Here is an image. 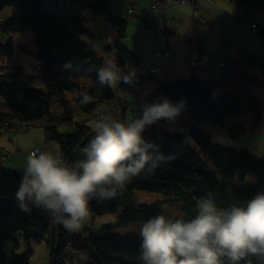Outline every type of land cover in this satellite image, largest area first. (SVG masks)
<instances>
[{"label": "trees", "instance_id": "trees-1", "mask_svg": "<svg viewBox=\"0 0 264 264\" xmlns=\"http://www.w3.org/2000/svg\"><path fill=\"white\" fill-rule=\"evenodd\" d=\"M189 2L196 4L197 0L178 3L155 0L151 15L143 19L144 27L155 28L150 17L153 14ZM234 2L246 9L243 18L247 20L264 14V0ZM159 3L167 6L158 8ZM8 6L13 8L11 18L0 25L10 56L0 67V98L8 108V112L0 110V136L2 132H13L17 122L46 123V141L57 142L66 162L75 165L95 134L87 120L78 119L79 114L96 115L98 122L97 115L101 113L98 110L111 104L117 96L133 113L160 96L174 103L183 102L191 116L180 125L183 130H168L162 120L142 133L146 142L156 146L150 154L162 158L158 167L133 177L112 200L93 199L90 202L93 218L117 214V219L101 227L86 228L78 234L65 230L43 209L30 206V211L22 210L16 193L23 171L5 168L0 162V264H30L32 248L19 256L13 254L11 259L7 256L8 243L15 241L17 234L23 236L27 244L47 241L53 250L52 264H142L139 228L150 217L165 214L191 219L197 212L198 202L209 194L215 197L219 207L228 208L243 205L264 192V157H257L245 148L214 142L212 132L204 130L215 128L214 133L226 132L230 139L237 140L244 131L229 124L232 118L245 117L251 112L257 121L260 120V107L248 94L247 87L257 82L264 84L263 58L242 51L227 55L216 83L201 80L195 69L188 78L157 80L151 71H136L135 66L141 64V60L125 45L128 22L111 15L109 0H0V13ZM84 11L104 18L108 41L103 55L90 49L89 42L84 39L92 36ZM258 31L264 45V29L258 28ZM26 32L35 37L37 62H42V69L38 70L45 81V92L32 86L31 78L23 69L12 65L13 36ZM206 43L203 37L196 46L201 48ZM106 61L116 62L124 75L131 74V81H121L115 87L101 85L96 72ZM253 68L259 69L260 78L252 75ZM78 76L84 79L78 80ZM155 82L156 87L145 96L143 87ZM220 84L231 86L233 91L219 94L212 90ZM136 91L142 105L134 102ZM127 92L132 96L131 101L126 98ZM82 93L89 94L94 101L79 105ZM54 99H57L60 113L52 109ZM103 120L104 116L100 121ZM6 124L11 127L5 128ZM61 126H67L70 131L62 133ZM185 130L190 134L186 135ZM250 177L256 180L255 184L246 182ZM137 192L159 193L164 195V200L141 204L137 202ZM178 203L183 204V216L179 213L174 217L167 210ZM128 228L132 230L123 231ZM241 264H264V257L249 256Z\"/></svg>", "mask_w": 264, "mask_h": 264}, {"label": "clouds", "instance_id": "clouds-1", "mask_svg": "<svg viewBox=\"0 0 264 264\" xmlns=\"http://www.w3.org/2000/svg\"><path fill=\"white\" fill-rule=\"evenodd\" d=\"M96 75L99 83L108 87L132 78L114 61H106ZM93 101L82 93L79 105ZM183 109V102L161 98L144 104L130 123H97L75 165H69L59 151L37 147L23 170L16 193L19 206L25 212L30 206L43 209L68 232H80L93 199L112 200L133 177L145 170L155 171L162 158L150 154L156 146L146 142L142 133L162 120H175ZM196 207L191 219L159 214L141 224L142 264H241L249 256L264 257V192L228 208L219 207L209 194Z\"/></svg>", "mask_w": 264, "mask_h": 264}, {"label": "rangeland", "instance_id": "rangeland-1", "mask_svg": "<svg viewBox=\"0 0 264 264\" xmlns=\"http://www.w3.org/2000/svg\"><path fill=\"white\" fill-rule=\"evenodd\" d=\"M110 1H112L113 4V5L111 4L113 6L111 8L112 10L111 15L125 19L128 22V35L127 38L125 39V45L131 51L135 52L137 56L140 58L141 64L135 66L136 71L139 73H144L149 71L148 67L146 66L151 65V54L149 53V48L147 45L149 38H153L156 41V43L160 47L161 55H167L169 53L170 48L167 47L166 45H162L160 43V39L165 38L168 42V46L170 47L171 46L179 47L180 45H184L183 40H182V44H180V39L182 38L181 36H185V35L196 36L194 38L195 42L205 37L211 43H213V44L206 43L207 47L210 46L211 49L213 47L212 50L215 51L218 50V48H216V45L225 46L226 49L221 50V54L225 51V56L230 55L231 51H229V47H227V45L233 46V43L232 40L230 39V35L228 34L226 36L223 31L227 30L231 34L237 27V24L239 23L240 19L241 21H244V25L243 28H241V30H239V32L237 33L236 39L239 40L240 39L239 37H241L240 40H245V42L248 45V47L246 46V48L255 52L253 53V56H255L258 59H261L260 57L261 55H258L257 51L258 48L264 50V45L259 36V31L255 27L259 26V28L264 29V14L262 15L256 14L254 18H249L248 20L245 18L242 19L240 17L239 19H237V17L239 16L237 14L226 15L225 12L230 13L231 11H235L234 9H232V7L233 8L239 7L238 4L235 2L227 3L224 0H197L196 4L192 2H189L187 4H180L177 7L174 6L168 8L164 13L153 14L152 16H150L152 17L155 28H146L144 27L143 19L146 16L151 15L150 13L154 9L152 8V5L153 2H155V0H110ZM129 4H133V6H135L136 8L135 13H133V15L129 13L128 10V8L130 7ZM12 12H13V8L11 6H8L4 9L3 12L0 13V18L3 19V23L0 21V25L10 20ZM84 13H89V15L93 16V14L89 11H84L83 14ZM233 19H235L234 23L230 24V22ZM99 20L101 22V27L96 31L92 27V23H90V26L88 23L89 29L91 28L92 36L84 37V39H86L89 42L90 49H92L93 51H95L93 49L94 44L96 45L100 44L102 41L105 44H107L108 41L105 33L104 18L100 16ZM252 26L254 27L255 30L252 29ZM168 31L174 32L177 36H173L169 34ZM94 33L96 34V38H97L96 40H95V36L93 35ZM250 34H253L256 40H253L251 39V37H248ZM17 35L24 37L26 43H20V41L14 42L11 53V59L15 63H18L19 67H21L23 71L31 78L32 86L40 90H43L45 92L47 90L45 81L41 75V72L37 69L36 66L37 47L35 44V37L31 32H26L25 34H17ZM21 44H23L22 47ZM182 48H184V46H182ZM101 50H104V46L101 47ZM9 58L10 56L8 53V47L6 46V39L3 38V36L0 33V67H3L5 61ZM223 58L225 59L226 57ZM12 65L15 66L14 64ZM180 67L181 64L177 61V56H174L173 58L171 57L169 60H167V65L166 67H164L162 73L164 74V72L172 71L174 69L177 70ZM253 69H257V68H253ZM257 70H258V75H254L253 73L252 75L260 78L259 69ZM189 76H187L186 78H188ZM77 79L82 80L84 79V77L78 76ZM218 87L221 94L224 93L227 94L228 92L233 91L231 86L224 84L218 85L217 88L215 89L213 87L212 90L214 91L216 90L218 92ZM226 87H228L227 88L228 90L224 91ZM143 88L145 90L147 89L150 90L151 87L146 85ZM247 89H248L247 90L248 94L259 105L261 110V116L263 117L264 120V84L257 82L255 84L249 85ZM126 95H127L126 98L131 101L132 100L131 94L127 92ZM245 98H246L245 96L242 97V99L244 100ZM54 101L56 102L52 104V109L56 111L59 105L57 99H54ZM118 101H120L118 102L119 107L117 106L116 110L114 109L116 105L109 104L108 106L105 107L106 110L104 109V111H102L97 115V117L99 116L98 119L99 122H101L100 119L105 115V113H108V115L111 114L113 117V121H120L122 119L121 120L122 123H130L134 118H136L140 114L141 109H137V111L133 113L129 110L130 106L126 108L124 104L125 102L122 98H119ZM3 105H5V103L0 98V108L2 107L4 108ZM124 108H126L125 111L123 110ZM98 111H100V109ZM78 119L87 120V123L90 126H93V130L95 131V125L98 123L96 119V115L91 116L80 113ZM238 119H242L244 121L245 119H251L252 121L257 123L253 113L251 112H249L245 117H241V118L238 117ZM168 123L169 124L162 123V125L171 131L178 129L175 126L179 127L181 124H183V123L173 124L171 122ZM42 124L44 125V123L41 122L39 124H34L33 127L31 128L24 127L23 130L21 131L17 130L15 132L1 133L0 162L5 168L23 171L24 168L26 167L27 158L30 152L35 151L37 147L49 148L61 152L60 145L57 144V142L46 141L44 130L40 127ZM150 127L151 125L148 126L145 130H148ZM263 127H264V123H263ZM59 130L62 133H67L70 131L67 126H61ZM218 137L216 135L213 136L214 142L216 141L223 143L225 141V139L221 140ZM224 137L226 139H229L228 143L231 142V139L229 137H227L226 135ZM234 142L235 145L237 144V142L241 143L239 139L235 140ZM246 182L249 184H255L256 180L253 177H250L248 180H246ZM136 197H137V202L141 204H152L164 200V195L159 193L137 192ZM175 205L176 206H171L170 208H168L167 210L168 213L169 214L172 213L171 215L174 217H176L175 214L177 215L179 213L180 216H183V210H182L183 204L178 203ZM121 209L122 207H120L119 210ZM116 219H117V214H111V215H105V216H99L93 218L92 214L90 213V216L86 224L84 225V227L80 232H83L86 228H90L92 226L101 227L107 224H111L115 222ZM131 230L132 228H128V229H124L123 231L128 232ZM80 232L71 233V234H78ZM14 238L15 241H11L8 243V250H7L8 258L11 259L13 254L17 256L22 255L32 248L33 254L30 260V264H50L52 260L51 252L53 250L52 248L49 247L47 241L44 240L40 243L32 242L30 244H27L23 236H21L20 234L15 235Z\"/></svg>", "mask_w": 264, "mask_h": 264}, {"label": "crops", "instance_id": "crops-1", "mask_svg": "<svg viewBox=\"0 0 264 264\" xmlns=\"http://www.w3.org/2000/svg\"><path fill=\"white\" fill-rule=\"evenodd\" d=\"M109 4H110V8H112L113 4L112 1L109 0ZM112 4V5H111ZM130 7L134 8V12L135 13V6H133V4H129ZM152 5V4H151ZM154 2L152 5V8H154ZM239 6V5H238ZM129 7V8H130ZM177 7V6H176ZM128 8V10H129ZM235 11H231L229 12H225L226 15H239L237 17V19L242 18L243 19V15L246 12V9L244 7H236L233 8ZM152 11V10H151ZM165 11H159L157 14L159 13H164ZM93 14V13H92ZM111 14H112V10H111ZM133 15V14H131ZM84 16L86 18L89 19V26L90 23H92V27L94 28V30L96 31L97 29H99L101 27V22L99 20L100 16H95L93 14V16L89 15V13H84ZM255 17V16H254ZM253 18V17H251ZM235 19H233L231 23H234ZM244 25V21H239V23L237 24V27L235 28V30L230 34L227 30H224V34L227 36L228 34L230 35V39L232 40L233 46L227 45V47H229V51H231V53H235L237 51H242V52H248V53H255L252 50L246 48V46L248 47L247 43L245 42V40H240L241 37H239L240 39H236V35L239 32V30H241V28H243ZM253 25V24H252ZM255 28H259V26H256ZM253 30L254 27H252ZM90 32H91V28H90ZM92 33V32H91ZM95 36V40L96 38V34H93ZM172 35V34H171ZM177 36V35H176ZM182 38L180 39V44H182V40L184 42V45H180L179 47L176 46H168L169 49V53L167 55H161V50L160 47L158 46V44L156 43V41L153 38H149L147 45L149 48V53L151 54V65L150 66H146L148 67V70L151 71L154 76L157 78V80H163V81H175V80H179L182 78H186L187 76H189L192 73V70L195 69V73L198 76V78H200L201 80L210 82V83H214L216 81L219 80V76H220V70H221V66L224 62V58L225 56V51L221 54V50L226 49L225 46H218L216 45V48H218V50L213 51V47L212 49L209 47H207V45H203V47L199 48L196 46V42L194 41L196 36H181ZM248 37H251V39L256 40L253 34H250ZM199 39V38H197ZM190 40L192 42H190ZM207 43L213 44L211 43L208 39ZM15 41H20V43H26L25 38L18 36V35H14L13 36V45ZM209 41V42H208ZM102 41L100 44H94L93 49L99 54V55H103L104 50H101V47L104 46V48L107 46V44ZM23 46V44H21V47ZM182 46H184V48H182ZM145 47V46H144ZM238 47V48H237ZM232 49V50H231ZM144 51V50H143ZM258 55H261L260 57L264 59V50L258 48L257 51ZM210 57H208V56ZM174 56H177V61L181 64V67L179 69H174L172 71H166L164 72V74L162 73V71L164 70V67H166L167 65V60H169L171 57L173 58ZM12 64L15 65V67L17 68H21L19 67L18 63H15L14 61H12ZM178 66V64H177ZM22 69V68H21ZM252 73L254 75H258V70L257 69H252ZM157 83H152L150 84V89H154L156 87ZM228 87H226V89H224V91H227ZM223 91V92H224ZM222 92V93H223ZM150 93V91L147 89L145 90L143 88V94L145 96H148V94ZM218 93L221 94V92L219 91V87H218ZM4 108H0V110H4L6 112H8V108L6 105H3ZM104 109L106 110V108L102 107L100 109V112L104 111ZM57 113H60L61 110L57 109L56 111ZM109 116V117H108ZM256 119V118H255ZM261 120V121H260ZM260 120L256 122L252 121L251 119H238V118H233L232 120L229 121V124L231 126L234 127H238L236 129H241L244 131V135L240 138H237V140L239 139V141L241 143H238L235 145V140L231 139V142L228 143L229 139H225V141L223 142L224 144L228 145V146H232L235 148H245L247 149L249 152H251L253 155L257 156V157H264V127H263V117H260ZM104 122H112L113 121V117L112 115H108V113H105L104 115ZM99 123V121H98ZM165 124H169L168 122H164ZM178 128L183 130L181 126H175ZM226 133V132H225ZM216 135L218 137V133H214L213 136ZM219 138V137H218ZM220 139V138H219ZM235 145V146H233ZM33 151H31L30 153H32ZM19 171V170H18Z\"/></svg>", "mask_w": 264, "mask_h": 264}, {"label": "built area", "instance_id": "built-area-1", "mask_svg": "<svg viewBox=\"0 0 264 264\" xmlns=\"http://www.w3.org/2000/svg\"><path fill=\"white\" fill-rule=\"evenodd\" d=\"M174 2H176V3H178L180 0H173ZM182 1H185V0H182ZM226 1H229V2H234L235 0H226ZM168 3H170V2H168ZM167 6V4H164V5H162L161 3H159V4H157V7L158 8H163V7H166ZM170 7V6H169ZM134 12V8L133 7H130L129 8V13H133ZM0 21H1V19H0ZM160 43L162 44V45H164L165 44V40L164 39H160ZM113 43H112V39H110V45H112ZM37 64V69H39V70H41L42 69V62H40L39 63V61L36 63ZM119 98H121V97H119V96H117L116 98H115V100L111 103V104H114V105H116V107H114V109L116 110L117 109V106L119 107V104H118V102H120V101H118V99ZM161 98H163V97H160V96H157L156 98H154L153 100H152V103L153 102H158ZM169 100V99H168ZM171 101V100H170ZM134 102H136L137 104H142V102H141V97L139 96V92L138 91H136L135 92V98H134ZM173 102V101H172ZM174 103V102H173ZM150 104H151V102H150ZM190 112L187 110V108L186 107H184V109L182 110V112H181V114L175 119V120H173V121H169V122H171V123H173V124H177V123H186V121H188L189 119H190ZM48 126V124H46V123H44V125L42 124L40 127L44 130L46 127ZM11 126H9V125H5V128H10ZM31 128V127H33V124H28V123H22V122H17L16 123V126L15 127H13L14 129L12 130L13 132H15V131H17V130H19V131H21V130H23V128ZM204 130H205V132H207V133H211V132H214L215 130H217V129H205L204 128ZM214 130V131H213ZM186 131V130H185ZM186 135H189L190 134V131L189 130H187L186 131V133H185Z\"/></svg>", "mask_w": 264, "mask_h": 264}, {"label": "bare ground", "instance_id": "bare-ground-1", "mask_svg": "<svg viewBox=\"0 0 264 264\" xmlns=\"http://www.w3.org/2000/svg\"><path fill=\"white\" fill-rule=\"evenodd\" d=\"M232 119H233V118H232ZM232 119H231V120H232ZM240 130H241V129H240ZM237 131H238V130H237ZM225 135H226L227 137H229L228 133H223L222 136H221V140L226 139V138L224 137ZM50 264H52V261L50 262Z\"/></svg>", "mask_w": 264, "mask_h": 264}]
</instances>
